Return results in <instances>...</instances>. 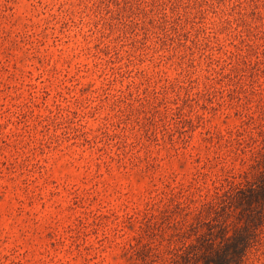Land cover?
Instances as JSON below:
<instances>
[{
	"label": "rangeland",
	"instance_id": "374dc122",
	"mask_svg": "<svg viewBox=\"0 0 264 264\" xmlns=\"http://www.w3.org/2000/svg\"><path fill=\"white\" fill-rule=\"evenodd\" d=\"M263 128L264 0H0V264H169Z\"/></svg>",
	"mask_w": 264,
	"mask_h": 264
},
{
	"label": "trees",
	"instance_id": "16d2710c",
	"mask_svg": "<svg viewBox=\"0 0 264 264\" xmlns=\"http://www.w3.org/2000/svg\"><path fill=\"white\" fill-rule=\"evenodd\" d=\"M261 136L252 171L202 205L197 222L179 234L182 245L170 251L169 264L243 263L264 226V128Z\"/></svg>",
	"mask_w": 264,
	"mask_h": 264
}]
</instances>
